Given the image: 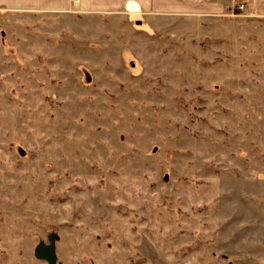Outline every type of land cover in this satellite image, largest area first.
Segmentation results:
<instances>
[{
	"label": "rangeland",
	"instance_id": "1",
	"mask_svg": "<svg viewBox=\"0 0 264 264\" xmlns=\"http://www.w3.org/2000/svg\"><path fill=\"white\" fill-rule=\"evenodd\" d=\"M137 1L0 0V264H264V11Z\"/></svg>",
	"mask_w": 264,
	"mask_h": 264
},
{
	"label": "crops",
	"instance_id": "2",
	"mask_svg": "<svg viewBox=\"0 0 264 264\" xmlns=\"http://www.w3.org/2000/svg\"><path fill=\"white\" fill-rule=\"evenodd\" d=\"M198 1H202V0H165L163 3V6L166 7L167 9L173 8L176 9L178 7L181 8H192L194 6H196V3ZM77 2V1H76ZM245 5V7L249 10V11H256L263 13L264 11V0H254V2H252L251 0H247L245 2V0L242 1ZM162 3V2H161ZM209 3V2H208ZM215 3L212 0V4ZM219 4H216L215 6H218ZM143 6H148V4L145 2V0H138L137 2H131L128 4L127 8L129 9V13L131 14H136V10L138 9V7H143ZM161 6V4H160ZM214 6V5H212ZM162 8V7H161Z\"/></svg>",
	"mask_w": 264,
	"mask_h": 264
},
{
	"label": "water",
	"instance_id": "3",
	"mask_svg": "<svg viewBox=\"0 0 264 264\" xmlns=\"http://www.w3.org/2000/svg\"><path fill=\"white\" fill-rule=\"evenodd\" d=\"M34 257L43 261L45 264H57L55 237L50 234L48 236V243L40 242L34 249Z\"/></svg>",
	"mask_w": 264,
	"mask_h": 264
},
{
	"label": "built area",
	"instance_id": "4",
	"mask_svg": "<svg viewBox=\"0 0 264 264\" xmlns=\"http://www.w3.org/2000/svg\"><path fill=\"white\" fill-rule=\"evenodd\" d=\"M244 8H245V5L241 3V4H239V5L236 7V10H238V11H243Z\"/></svg>",
	"mask_w": 264,
	"mask_h": 264
}]
</instances>
